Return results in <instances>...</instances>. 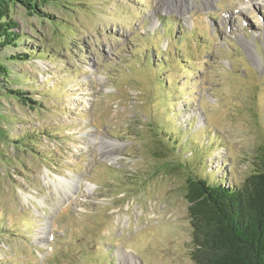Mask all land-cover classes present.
Wrapping results in <instances>:
<instances>
[{"label": "rangeland", "instance_id": "374dc122", "mask_svg": "<svg viewBox=\"0 0 264 264\" xmlns=\"http://www.w3.org/2000/svg\"><path fill=\"white\" fill-rule=\"evenodd\" d=\"M39 10L9 14L0 264H196L188 179L263 168L264 0Z\"/></svg>", "mask_w": 264, "mask_h": 264}, {"label": "trees", "instance_id": "16d2710c", "mask_svg": "<svg viewBox=\"0 0 264 264\" xmlns=\"http://www.w3.org/2000/svg\"><path fill=\"white\" fill-rule=\"evenodd\" d=\"M16 2L41 16L44 14L39 7L46 5V0H0V74L6 76L10 75L7 62L25 61L29 57L22 54L13 59L5 55L6 48H17L23 43L16 31L18 26L9 16L11 5ZM55 21L51 18L57 24ZM44 50L45 47L33 49L30 54L44 58ZM16 94L24 95L20 91ZM211 180L188 179L187 199L196 246L194 261L196 264H264V158L263 168L242 185L227 186L225 179Z\"/></svg>", "mask_w": 264, "mask_h": 264}]
</instances>
